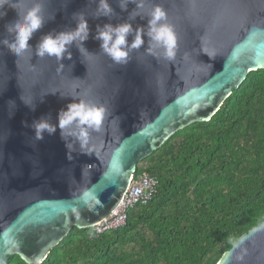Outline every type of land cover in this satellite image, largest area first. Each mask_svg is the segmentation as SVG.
I'll return each mask as SVG.
<instances>
[{
	"label": "water",
	"instance_id": "water-1",
	"mask_svg": "<svg viewBox=\"0 0 264 264\" xmlns=\"http://www.w3.org/2000/svg\"><path fill=\"white\" fill-rule=\"evenodd\" d=\"M35 2L8 0L0 8V41L14 39L6 25ZM39 2L45 22L28 41L30 49L16 57L0 43V264L15 255L41 264L74 227L92 228L108 217L138 163L177 131L209 121L249 72L264 69V0H144L142 9L136 0L123 11L122 0H108L111 17H96L98 0ZM154 6L165 11L177 37L172 60L149 54L147 35L126 64L102 53L98 26L130 23L131 44L137 28L147 32ZM134 11L139 15L130 18ZM78 13L89 29L86 52L77 41L68 46L70 59L67 53L61 60L36 56L44 36L76 28ZM78 99L106 109L83 151L59 128L36 138L34 123L56 125L58 113ZM217 264H264V220Z\"/></svg>",
	"mask_w": 264,
	"mask_h": 264
},
{
	"label": "trees",
	"instance_id": "trees-1",
	"mask_svg": "<svg viewBox=\"0 0 264 264\" xmlns=\"http://www.w3.org/2000/svg\"><path fill=\"white\" fill-rule=\"evenodd\" d=\"M143 163L142 168L138 166ZM156 179L122 227H75L41 264H217L264 220V69L137 164ZM5 264H26L18 256Z\"/></svg>",
	"mask_w": 264,
	"mask_h": 264
},
{
	"label": "clouds",
	"instance_id": "clouds-1",
	"mask_svg": "<svg viewBox=\"0 0 264 264\" xmlns=\"http://www.w3.org/2000/svg\"><path fill=\"white\" fill-rule=\"evenodd\" d=\"M7 2L8 0H0V8ZM130 2L135 3L136 0H122L120 4L121 10H126L127 4ZM142 8H144V0H140L137 3V9ZM3 15L4 13L0 12V17ZM113 15L114 11L110 7L108 0H98L96 17H111ZM136 15H139V11H134L130 14V18H135ZM18 16L19 19L6 25V31L14 34V39L11 42L7 39L0 41L16 57H20L30 49L28 41L33 33L43 26L45 22L43 5L37 0L22 17L19 13ZM148 17L147 32L145 33L142 28H137L131 44L127 42V37L133 32L130 23L116 26L105 24L103 28L98 26L96 39L101 41L100 48L102 53L116 64H126L130 51L139 49L144 44L142 36L147 35L150 41L147 52L152 55L161 53L164 58L172 60L177 54V37L173 27L166 22L165 11L160 6H154L148 13ZM75 18L77 25L74 30L61 32L55 36L51 34L44 36L36 48L35 55L39 58L48 56L61 60L67 53V58L70 59L71 53L68 52V46L77 41L80 42L78 45L80 52H86L82 42L87 40L89 35L87 20L84 13L76 14ZM202 52L212 58L207 51ZM9 103L15 105L14 101H9ZM25 104L34 108L33 104ZM105 115L106 109L103 106H97L78 99V102L68 104L66 110L58 113L56 125H51L45 119L34 123L35 136L37 139H42L44 132L52 134L59 128L62 138L74 137L83 151L89 144V131H99L102 122L105 120ZM67 147L71 149L72 144L69 143ZM133 177H135V174Z\"/></svg>",
	"mask_w": 264,
	"mask_h": 264
},
{
	"label": "built area",
	"instance_id": "built-area-1",
	"mask_svg": "<svg viewBox=\"0 0 264 264\" xmlns=\"http://www.w3.org/2000/svg\"><path fill=\"white\" fill-rule=\"evenodd\" d=\"M156 182L154 177L144 171L137 177H133L120 205L108 217L93 226V231L100 234L106 230L122 227L126 221L128 208L136 203L148 201L154 191Z\"/></svg>",
	"mask_w": 264,
	"mask_h": 264
},
{
	"label": "rangeland",
	"instance_id": "rangeland-1",
	"mask_svg": "<svg viewBox=\"0 0 264 264\" xmlns=\"http://www.w3.org/2000/svg\"><path fill=\"white\" fill-rule=\"evenodd\" d=\"M143 167V163H141L139 166H138V168H142Z\"/></svg>",
	"mask_w": 264,
	"mask_h": 264
}]
</instances>
